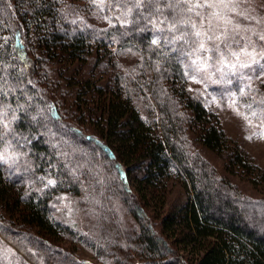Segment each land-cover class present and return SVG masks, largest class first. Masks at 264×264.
Listing matches in <instances>:
<instances>
[{"label":"trees","instance_id":"1","mask_svg":"<svg viewBox=\"0 0 264 264\" xmlns=\"http://www.w3.org/2000/svg\"><path fill=\"white\" fill-rule=\"evenodd\" d=\"M192 1L0 0V264H93L65 238L103 264H264V196L198 148L250 172L186 89L204 52ZM253 178L264 186V172ZM172 181L185 200L154 214ZM61 194L101 217H55Z\"/></svg>","mask_w":264,"mask_h":264},{"label":"rangeland","instance_id":"2","mask_svg":"<svg viewBox=\"0 0 264 264\" xmlns=\"http://www.w3.org/2000/svg\"><path fill=\"white\" fill-rule=\"evenodd\" d=\"M191 10L204 52L193 59L195 63H188L186 89L217 114L224 132L250 161V172L238 168L235 173H228L222 156L199 145L198 148L219 173L243 193L263 197L264 186L254 182L253 177L256 172H264V103L258 102L250 108L249 102L264 93V39H261L264 36V0H193ZM122 60L125 64L130 62L129 58ZM92 64L93 60H89L83 70ZM99 71L100 67L94 72ZM185 198V190L172 181L161 206L152 203L153 213L163 215ZM75 199L66 194L57 196L52 203L54 216L76 221L81 227H91L101 216L84 211L75 213ZM126 218L127 214L122 212L120 221L125 222ZM60 244L81 260L103 264L90 247L66 238Z\"/></svg>","mask_w":264,"mask_h":264},{"label":"snow or ice","instance_id":"3","mask_svg":"<svg viewBox=\"0 0 264 264\" xmlns=\"http://www.w3.org/2000/svg\"><path fill=\"white\" fill-rule=\"evenodd\" d=\"M261 39H264V36H262V37H261ZM152 43H153V44H156V43H157V41H156V40H153V41H152ZM200 47H201V48H203V47H204V45H203V44H201V46H200ZM193 63H195V61H194ZM241 67H247V65H241ZM50 183H52V182L50 181Z\"/></svg>","mask_w":264,"mask_h":264}]
</instances>
